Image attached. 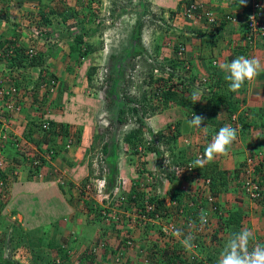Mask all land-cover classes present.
Here are the masks:
<instances>
[{
	"label": "rangeland",
	"instance_id": "rangeland-1",
	"mask_svg": "<svg viewBox=\"0 0 264 264\" xmlns=\"http://www.w3.org/2000/svg\"><path fill=\"white\" fill-rule=\"evenodd\" d=\"M180 1L0 0L2 40L8 43L9 34L12 33L11 37H13L16 31L17 45L23 52L32 46L40 55L46 54L42 72L40 68L26 69L24 62L19 64L17 61L18 70L16 71L19 73L20 89L30 90L26 91L24 108L13 116H4L6 124L0 128V133L12 131L17 134L16 137L24 148L23 151L28 152L29 155L34 154V149L37 150L40 147L42 153H45L48 146L61 149L60 143L64 142L62 137L55 138L56 141L53 142L37 140L40 136L34 129L45 119L59 126L67 124L72 136L70 137L71 149L59 151L55 156L56 162L50 161L36 173H33V169L26 165L23 153L18 151V147H14L15 143H6L5 150L0 149L1 157L4 159L3 169L6 171L0 172V182L10 184V182L22 180L24 176L28 182L26 186L19 184L17 196L14 195L12 205H7L11 201L10 198L1 202L0 264H58L57 260L63 259L58 249L69 252L70 261H65L63 264H79L80 254L92 256L96 264H119L120 261L112 257L111 253L114 249L118 253L121 251L123 245L120 244L117 233L121 232L120 234L124 235L126 229H135L136 239L140 235L145 236L147 242L144 244L143 251L147 252L145 256L151 260L147 262L148 264H172L170 259L175 257L173 253L177 254V251L185 256V250L179 244L180 242L175 243V235L163 234L160 229L163 225H150V227L147 225L144 230L141 228L138 230V227H133L132 222L130 225L124 223L123 213L125 212L121 208L115 207L110 210L109 207L115 204V199L119 200L116 197H121L120 195L110 196L112 200L110 206H107L105 202L102 203L110 211L107 215H110V218L114 216L113 221L110 223L107 219L100 218L99 222L98 212L101 208L97 200H94L91 190H82L85 192L82 197L79 196L81 190L74 187L73 195L68 194L66 198L61 197L59 188L67 181L72 187L82 182H85V185L92 183L90 179H94L96 174L100 175L98 173L101 171L98 165L99 159L96 156L99 157L103 146L107 145L113 156L109 153L103 158L106 167L108 166L111 171L107 170L105 174H117V179L123 188L118 187L119 191L116 193L122 194L129 189L137 192V189H140L138 192L141 195L144 193L141 191L148 188L149 179L146 174L152 173L148 171V168L150 170L153 167L148 166L150 162L147 163L144 158L152 156L155 159L154 167L156 163H159V158L148 150L135 155L125 143V136L137 126L139 121L143 124L146 135H152L156 131L163 132L162 146L159 149L161 157L169 154L171 158H173L172 155L180 157L181 161H186L189 157L192 159L198 154L203 155L219 129L228 122L231 123L228 113L214 114L215 103L211 91L214 92L216 89L213 88V84L212 87L203 85L206 83H204L206 76H203L205 72L201 67L198 66L196 69V66L192 64H186L184 69L181 65L174 68L170 66V60L184 61L178 60L181 57L178 54L179 46L188 48L192 43L197 46V39L203 46L202 43L208 41L207 38L196 33H190L189 19L177 10ZM212 3L218 8L221 4L220 1ZM207 4L210 5L209 2ZM185 6L183 4V7ZM233 18L235 20L230 23L237 24L239 17L233 16ZM200 27L199 25L197 28L199 33ZM139 31L140 38H137L136 34ZM77 35L82 36V53L72 52L70 49ZM190 38H193L194 42L188 41ZM187 53L189 52L185 51L183 56L187 57L190 54ZM194 54L195 59L197 57V63L200 64L205 55L200 56L197 52ZM7 65L6 61L0 59V75L7 70ZM192 67L195 68L193 73L197 75L196 80L187 85L185 90L178 88V92L182 93L179 95L191 99L192 105L188 104V107L176 105L173 100L167 105L160 103L156 96V88L167 89L169 86L180 85L184 76L193 74L186 73ZM91 69H95V72L91 80H88L87 75ZM8 72L7 70L5 73ZM169 76H172L170 81ZM39 83L43 84V88L34 99L32 92ZM226 87L224 91L227 94L229 87ZM144 90L155 97L152 99L150 96V104H148L154 106V111L143 113L140 110L138 114H128L127 122L119 125L116 121L119 109L135 107V102L141 99ZM194 91L200 93L195 102L192 100ZM238 93L233 100L237 102L238 110L246 115V109H242V94ZM219 106L224 107V104L221 103ZM192 114L204 117L201 129L189 125L188 121L192 119ZM84 124L90 126L92 129L89 130L90 133L88 130L82 133ZM176 125L180 128L179 133H177ZM204 127L211 130L209 136L208 130L206 132L202 130ZM29 129H33V134L35 132L36 134L28 135ZM241 132L242 130L239 129L236 140L232 143L233 146L238 142V138L244 137ZM36 143L40 144L37 146ZM236 145L242 147L240 144ZM72 157H74L73 160ZM247 158H251L255 169L259 167L264 169L257 153L250 152L245 157ZM90 159H93L94 173H90L88 169ZM101 165L103 167V164ZM242 166L243 164H240L238 169L230 170L229 173H235L236 177L228 181L224 193L222 192L228 196L225 198L227 201L223 200L227 203V208L230 204L244 208L246 225L257 224L264 221V206L258 205L264 200L263 198L251 200L245 194L242 185L246 182L249 173H245ZM11 169L17 176L13 174L9 179L10 174L7 173H10ZM242 169L243 172H241ZM40 173L42 177L38 176ZM133 173L136 175L134 179L131 176ZM125 175L128 180H131L130 183L125 181ZM139 177L141 180H138ZM182 178L180 182L174 180L171 186L176 188L184 185L181 184ZM197 178L199 177L195 176L194 179ZM204 180L203 178V181L197 183H204ZM3 186H0V193L3 191ZM47 194H51L52 201H48ZM139 197L141 200V196ZM144 200L146 201L145 196ZM43 203L52 207L44 209ZM6 206H9L7 210L4 209L7 208ZM190 212L192 213V210ZM128 213L135 214L132 211ZM221 213L223 219L230 217L227 211L222 210ZM235 225H238L235 227L238 229L239 223L235 222ZM243 227H245L244 223ZM178 231L181 233L180 237L184 239L190 235L184 230ZM48 242L52 243L53 248H48L46 245ZM154 247L161 253L159 259L150 258ZM130 248L127 249L126 254L131 251L130 253L134 255L137 250L141 251L135 245ZM154 253L157 252L154 251ZM37 255H40L39 259ZM180 260L176 257L175 264H181ZM144 261L145 258L140 262Z\"/></svg>",
	"mask_w": 264,
	"mask_h": 264
},
{
	"label": "crops",
	"instance_id": "crops-1",
	"mask_svg": "<svg viewBox=\"0 0 264 264\" xmlns=\"http://www.w3.org/2000/svg\"><path fill=\"white\" fill-rule=\"evenodd\" d=\"M213 1L214 2L220 1L221 2L220 7L218 8V6H215V4L212 3ZM250 1L251 0H245L244 4L250 3ZM203 2H206V4H207V2H209L210 5L207 4V7H210V9H213V10H217V12L220 15L225 16V15L233 14L234 16L239 17V22L237 24H232V23L226 22L224 29L220 33V38H219V40L215 46H211V43H208V45H207V42L210 41L209 39H207L208 41H205L202 43L203 46L200 45L201 41L199 39H197L198 40L197 46L194 43H192V45H191L192 47L187 46L188 48H185V51L189 52L190 54L187 53L189 55H187L186 58L191 61V64L196 66L195 67L196 69L198 66L201 67L203 72H205V73H203L204 74L203 76L209 77V79H208L209 81H211L210 79H213L215 81L221 77H222V79H224L225 73H224V71H222V65L224 63H230L233 59H235L239 56L246 57V56H248L247 55L248 52L251 53V58H256L259 61L260 66H261L258 75L253 80L249 81L248 83H245L244 88L241 92V94H242L241 98H243V100L241 102L242 103V109H246V115H243V117L245 116V118H246V120L244 121V122H246V126H244L243 127L244 129L242 130L244 137L241 139L238 138V142L236 144H240V145H242V147H240L236 144L234 146L232 145L229 147L226 155H217V157L215 156L213 161H211V162H214L215 164H217V167L219 170L225 171L227 173V175L229 174L231 179L234 180V176L236 177V174L235 173H229V172H231L230 170H234L235 168L238 169L240 164L245 160V157L247 156V154H250V152H254V153L258 154V156L261 160V164L264 167V39L258 40L256 43V46L251 51H245V49L243 47V38H242L241 30H240V23L242 20V11L244 10V5L241 6L240 0H203ZM220 9L223 10L222 13H220ZM199 23H197L195 20L189 21L188 26H189L190 33L192 32L193 34L196 33L198 35V32H197L198 26L200 25L201 26L200 28H203L202 23H200V24ZM11 34L12 33L9 34L10 37L8 38L9 39L8 42H11V43L17 45V42H18L17 36L18 35H16V31L13 33V35H12L13 37H11ZM203 34H204V31H203ZM4 38H7V37H4ZM204 38H206V36ZM0 40H2V34L1 33H0ZM201 40H202V38H201ZM188 41L194 42L193 38H190ZM24 42H25V40H24ZM2 43H7V42L2 40V41H0V44H2ZM193 45L195 47H193ZM194 52L199 53L200 56L205 55V57L203 58V61H200V64L197 63L198 62L197 57L195 59ZM201 52H202V54H201ZM23 65L27 67L26 69H34L32 67H28V64H26L25 62ZM27 79H28V76H27ZM237 94H239V93H236V95ZM213 111H214V114H217V113L220 114L222 112L229 113L227 108L221 107V106L219 108L214 106ZM77 127H79V126H77ZM87 130H88V133H90V131L92 129L90 128L89 125L84 124L82 133L86 132ZM207 130H208V128H207ZM254 130H256V131L254 132ZM209 131H211V130H208V136H209ZM83 136H85V135L83 134ZM3 150H5V146L3 147ZM243 152H245V153H243ZM73 158L74 157H72V160H73ZM144 160L147 163H148V161L150 162V163H148V166H153L152 167L153 169L151 168L149 170V168H148V171L151 172V171H154V170L159 168L158 163H156V165L154 167L155 159L152 156L146 157V158H144ZM56 161L57 160L55 159L54 161H52V163H54ZM131 176H132V179H134V177L136 175H135V173H133V175L131 174ZM131 176L129 175L130 179H131ZM21 177H22V174H21ZM197 177H199V176L197 175ZM64 179H65V177H64ZM124 179H125V181H129V183L131 182V180L127 179L126 175L124 176ZM201 179H203V178L199 177L196 180H194L193 178H192V180H190V178H189L186 181H182L181 184H184V186L180 185L178 187V189L179 190L185 189L186 192L190 193V194H192L196 191H199L203 197L206 195H209L210 191H209L208 186L203 182L197 183L198 181H203ZM67 180H68V177H67ZM138 180H141V177H139ZM138 180H135V182L140 183V181H138ZM67 182L65 183V185L68 184ZM27 183L28 182H27L26 176H24L22 178V180H20V181H14L12 183L10 182L9 185L11 188V193H10L11 201L9 203H7V205L10 206L13 204V201L15 198L14 195L17 196V190H18L19 184L26 186ZM43 183H44V181H43ZM172 183L173 182H170V184L167 186L166 196L163 197L165 204H167V203L170 204V201L168 200V198H169L168 194H171L175 189V188H173V186H171ZM199 184H200V186H199ZM185 186H187V187H185ZM134 189H136V187H134ZM138 190H140V189H138ZM145 190H147V189H145ZM141 192H144V193H141V195L143 196V194H144V196H145L146 192L144 190ZM72 193H74V192H72ZM223 193L213 195L212 197L216 198L215 203L218 204L221 211L222 210L227 211V213H229L230 217H228L227 219H223L221 217V215L212 213L210 210H208V216L210 219V223L212 225L211 230H213V232L206 234L207 236H204V235L201 236L202 237L201 239L205 240L206 243L200 242L199 239H196V240L193 239L191 241V247H186L183 244L184 238L177 236V235L175 236V238H176L175 243L178 244V241L180 242L179 244L185 250V256L188 258L189 262H193V263L199 262L200 264H218L219 254H220L224 244L228 240V238L231 236L232 233L238 232L242 229H248V230H251L253 232L254 237H255L254 241L252 242L253 244L254 243L264 244V221H260V223H257V224L251 223L250 225L249 224L246 225V223H245L246 212H245L244 208L238 207V206L232 205V204H230L229 207L227 208V203H225L224 200L227 201V199H225V198H227L228 196L223 194ZM139 194H140V192H139ZM60 195H61V197H66V198L68 196L65 192H63L61 190H60ZM48 196H49L48 201L49 202L52 201L51 194L50 195L47 194V197ZM183 197H182V199H183ZM182 199H181L182 203L180 202V206H182L184 204ZM60 200L63 201L64 199H60ZM256 203H258V202H256ZM263 203L259 202L258 205L264 206ZM51 204H52V202H51ZM8 207L4 208V209L7 210ZM51 207H52V205L43 203L44 209L45 208H51ZM199 215H200V212L198 211V209H197V211L192 210V213L190 212V210L186 209L185 214L183 213V218L187 219L188 217H195L197 219L199 217ZM230 218H231V220H230ZM251 220L253 221V219H251ZM179 221H180V219H179ZM235 222L239 223L238 229L235 228L236 226H238V225H235ZM243 223L245 224V227H243ZM133 226L137 227V225H133ZM129 228H131V227H129ZM134 230H133V234H131L132 235L131 237H134L132 239L134 240L135 247L140 248L141 251L137 250V252H136L137 257H136V253H134V255H133L130 253L131 251H129V253H127L120 260L119 264L125 263L127 261H129L130 264H148L147 262L151 261L148 258V256L147 257L145 256V254H147V252L143 251V247L145 246L144 244L147 242L145 236L140 235L136 239L135 236H137V235H135ZM158 241H160V240L158 239ZM177 254H178V256H177L178 259H181L179 251H177ZM177 254L174 253L173 255H177ZM139 257H141L142 259ZM143 258H145V261L143 263H141L140 261L143 260ZM138 262H140V263H138ZM181 264H185V261H183V263H181Z\"/></svg>",
	"mask_w": 264,
	"mask_h": 264
},
{
	"label": "trees",
	"instance_id": "trees-1",
	"mask_svg": "<svg viewBox=\"0 0 264 264\" xmlns=\"http://www.w3.org/2000/svg\"><path fill=\"white\" fill-rule=\"evenodd\" d=\"M88 1L89 2H93L95 0H88ZM183 4L186 5V6L187 5H192V8L189 11H190L191 15H193V18L190 19V18H188V16H186V18L189 19V21L190 20H195L197 23L200 22V23H202L203 28L205 27L207 30H210L211 33L213 34V36L207 35L206 37H207V39L210 40L209 43H211V46H215L216 43L218 42L219 38H220V33L224 29L226 22L230 23L231 22L230 18L233 17L234 15L233 14H231V15L229 14V15H225V16L220 15L217 12V10L210 9V7H207L206 3H204L203 1H199V0H181L179 6L177 8L178 13L182 11ZM250 6H251L250 3H245L244 4V10H243V13H242L243 21L240 23V30H241V34L242 35L243 34L245 35L249 31L248 23L246 22V18L245 17L247 15V12L251 8ZM69 11L72 12V10H69ZM222 11L223 10L220 9V13H222ZM202 18H205L206 21L202 20ZM210 18L212 19L211 20L212 22H210ZM203 28L200 29V33H199V31H197L198 35L201 36V37H205V35H206V33H205L206 29L205 28L203 29ZM203 31H204V34H203ZM136 35H137L136 36L137 38H140V31ZM82 44H83L82 36L77 35L75 40H74L73 45L70 47L71 51L72 52H77V53H82V51H81V45ZM180 50H182L181 54H180L181 57H179L178 60H184V61H177V59L170 60V66L172 68H174L175 66L181 65L182 68L184 69L186 64H188V65L190 64L191 65V61L190 60H186L185 59L186 57L183 56L184 53H185V48H182V46H179L178 47V54H179ZM22 52H23L22 49H18L17 50L16 61H18L19 64L22 63V62H25V63L28 62L27 58L22 54ZM45 57H46V54L45 55L44 54L40 55V53L36 52V54L33 55L29 59L28 67H32L34 69L35 68H38V69L40 68V72H42L41 68H43V63H44ZM193 70L195 72V68L192 67V69H189V72H186V73L187 74H191V73H193ZM94 72H95V69H91L90 70V72L87 75L88 80H91L92 76L94 75ZM150 78L152 79V76ZM168 78H169L168 80L170 81L172 76H169ZM196 78H197V75L195 73H193L192 75L184 76V79L181 81L180 85L171 86L173 88H171L169 86L167 89H164V88L163 89H159L160 87L159 88L157 87L156 88L157 89L156 96L158 97V100L160 101V103H162V104L164 103V105H167L171 100H173V102L176 103V105L178 104L180 106L188 107V104L192 105L191 99H188L186 97H182V96L179 95L181 92H178V88H182L184 90L187 89L186 86L192 84L196 80ZM208 79H209V77H206V79H204V83L205 82L206 83L203 84V85L211 86L213 84L212 85L213 88L216 89L214 92L211 91L213 93L212 98L214 99L215 107L219 108L220 107L219 104L223 103L224 107L227 108L229 113L237 112L238 105H237V102L233 100L234 99L233 97L236 95V93H233V92L229 91L226 94L225 91H224L226 85H228L227 87H229V82L225 81L224 79H222V77L218 78L215 81L213 79H210L211 81H209ZM243 88H244V86L240 89V91H239L240 93L242 92ZM38 89L39 88L37 86V88L34 89V91L32 92L34 99L37 98ZM227 89L229 90V88H227ZM150 96L153 99L154 96L151 95V94H148L147 91L144 90V92L141 95V99L135 102V104H136L135 107H132L130 109H119L118 116H117V119H116L117 123L119 125L124 124L128 120V114L135 115V114H138V112H140V110H142L143 113H144V111H147V112L148 111L149 112L150 111H154V106L148 105V104H150V102H149ZM245 120H246L245 116L243 117L242 115H240V122L243 125V127L246 126V122H244ZM44 122H47L50 125L49 130L47 132H44V138H45V135H46V140L47 141L53 142V141H56L57 137H62V139H64V142H65V139H68V138L72 137L71 133L68 130V125L67 124H61L59 126V125L55 124L54 122H51L48 119H45ZM176 127H177V129H176L177 133H179L180 128H179L178 125H176ZM168 130H169V128H168ZM144 133H145V128H144L143 124L139 121L137 126L134 127L128 133L127 136H125L124 141H125V143H127L129 145V147L132 149V151L134 152L135 155H137V153L139 152V149H141L142 151H144V150L152 151L156 155V157L159 158L158 166H159V168H161L162 167L161 153H160L158 147L155 144V140L159 141L162 138V133L163 132L159 131L158 132L159 134L157 136H153L151 141L144 140L145 139L144 138ZM27 134L28 135H32L33 134V129H29V132ZM168 138L169 137L167 136V140H168ZM64 142H63L62 145L59 146L61 149H55V146L51 147L53 149V153H54V156L52 157V160H54L55 156L57 155V153L59 151H66L64 149ZM108 151H109L108 146L104 145L103 148H102L101 153L104 155V157L105 156L107 157V155L109 153H110V156H113V153H111V151H109V152ZM92 160L93 159H90V161L88 163V169H89L90 173H94L93 172V167H92L93 166ZM105 161H107V159H105ZM173 161L176 164L175 159H173ZM98 162H99L98 165H100V170L101 171L99 172L100 175L96 174V177L94 179H100V176L102 175V171H105L106 169L109 170L108 166L106 167V163H104L103 159H99ZM101 164H103V167H102ZM91 168H92V170H90ZM35 170H36L35 172H38V168L35 169ZM40 170L41 169H39V172H40ZM193 171L195 172V175H198L199 177L208 180V182H209L208 185H209V190H210L211 195H217V194L222 193V192L225 191V189L227 187V183H228V177H227L225 172L220 171L218 169L216 164H214V163H206L202 168L193 169ZM106 176L108 177V183H109V186L111 187L112 184H113V179L115 180L117 178V174H113L112 175L111 173H109ZM192 177H193V175L189 174V176L186 177V178L189 179V178H192ZM84 183L85 182H82V183H80V185L78 184L77 186L73 185V187H72V185H69V184H66V185H64V184L60 185L59 184L60 185L59 188H60L61 191L65 192L68 195V194H72L74 187L82 191L84 189V185H85ZM109 190H111V189H109ZM82 193H83V195H82ZM84 194H85V192H81V194L79 196L83 197ZM133 195L136 196L137 209H142V213H146L147 212L148 214H150V216H154L155 213H158L159 211H162L161 214L159 215L160 216L159 218H160V221H163L164 212L169 211V208L167 207V205H165L163 198L156 197V198H158V200L155 202V197H153L151 195V196H149L146 199L149 204H152V210H150V213H149V210L146 211V209L142 205V202L145 201V200L143 201L144 194L142 196V195H140L137 192L131 191V193L128 195L125 203L129 204V203L134 202L133 198H132ZM139 196H141V200H140ZM168 196H169L170 202H175V203L179 204V206H180V202H181V199L184 196V194L182 193V190H179L178 187H176L171 194H168ZM85 204H86V202H85ZM96 208H94V209H96ZM126 208L128 209L129 207H126ZM158 209H159V211H157ZM90 210L92 211V208ZM101 218H102V216H101ZM98 219L100 220V212H98ZM230 220H231V218H230ZM160 229H161V227H160ZM120 233L119 234L117 233V237L120 238L119 241H120V244L122 243L121 245H123V247H122V249H121V251L119 253L115 249L111 253L113 255L112 257L116 258V260H118V261H120L126 255L127 249H131L130 247L134 246V240L131 237L132 236L131 234H133V230L126 229V231L124 232V235H122ZM128 241L131 242V244H132L131 246L127 245ZM46 245L48 246V248L49 247L53 248V245L50 242H48ZM14 247L16 248V244L15 243H14ZM155 247H156V245H155ZM155 247H154L153 252H151L152 253V255L150 257L151 259H154V258H158L159 259L161 257V253H160L159 249L156 250ZM11 248H13V247L11 246ZM54 248L57 249L58 247H54ZM58 250L62 254L61 256L63 258L62 261L57 260L58 264H63L65 261H68V260L70 261V256H69V252L68 251H65L64 249H58ZM154 251H156L157 253H154ZM169 252H170V250H169ZM90 253L92 255V251L91 250H90ZM158 253H160V255ZM176 257H177V255H175V257H173L172 259H170L172 264H175V258ZM37 258L39 259L40 255H37ZM78 258H79V264H96L93 261V257L92 256H88V255L85 256L83 254H80L78 256ZM179 262L183 263L182 260H180ZM123 264H130V263H129V261H127V262H125ZM195 264H200V263L196 262Z\"/></svg>",
	"mask_w": 264,
	"mask_h": 264
},
{
	"label": "clouds",
	"instance_id": "clouds-1",
	"mask_svg": "<svg viewBox=\"0 0 264 264\" xmlns=\"http://www.w3.org/2000/svg\"><path fill=\"white\" fill-rule=\"evenodd\" d=\"M253 1L254 0L250 1V5H251V3ZM262 1H264V0H262ZM244 2H245V0H240L241 6L244 5ZM242 13H243V11H242ZM242 21H243V17H242L241 22ZM242 38H243V47H244L245 51H251L256 46L257 40L264 39V37L257 38V40H255V42H254L253 47L249 48V47L245 46L246 43H245V39H244L243 35H242ZM3 44H5V43H3ZM7 44H10L14 48H16V54H17V50L21 49V47L19 45H15V44H13L11 42H8ZM2 46L3 45H0V47H2ZM247 55L248 56H246V57L239 56V57L233 59L230 63H224L222 65V71H224V73H225L224 79L229 82V91L230 92L238 93L240 91V89L245 85V83H248L249 81L253 80L259 73V70H260V67H261L259 61L256 58H251V53L250 52H248ZM15 63H17L16 59H15ZM199 94H200L199 91H194L192 93V100L194 102L197 101V98H198ZM22 108H23V106H22ZM192 115H193L192 119L190 121H188L189 125L190 126H195V127L201 129V125L204 123V117L199 116V115H195V114H192ZM240 115L243 116L241 110H237V112H235V113H228V119L231 120V123L228 122L225 126H223V127H221L219 129V131L213 137L212 142L205 149L204 154L203 155L202 154H198V155H201V157H198V155H196V157H193L192 159L189 157L186 161H181L180 157L174 156L172 154L171 155H172L173 158H171L169 154L162 155V157H161L162 167L158 168V169H156L154 171H151L152 172L151 174H149V173L146 174L148 179L151 178V182H149L148 185H147V187H148L147 190H144L146 192V194H145L146 199L149 196L152 195L153 197H155V202H156L158 200V198H156V197L163 198L164 196H166L167 186L170 184V182H173L174 180L175 181L176 180L180 181V179L182 177H185V178L188 177L189 174L186 172V163L192 161L190 167L193 168V169H199V168H202L206 163H211V161L214 159L215 156H217V155H226L227 152H228L229 147L236 140V136H237L238 130L239 129L243 130V125L240 122ZM233 116H236V120L232 119ZM34 130H36V132H38V134L40 136L37 140H41V141L46 140V135H45V138H44V133H42V131L40 132L39 125H37V127ZM202 130L206 132L207 131V127H204ZM36 132L34 134H32V135H35ZM158 132L159 131H156L152 135L144 134V138H145L144 140L151 141L153 136H157L159 134ZM9 135H10V137H12L13 141L9 140L7 143H9V142L15 143L14 147H16V148L18 147V151L23 153V158L26 160V157L24 155L25 152L21 151V150H24V148L21 147V143L18 141V138L16 137L17 134L13 133L12 131H9ZM69 139H71V138H69ZM162 139H163V136H162V138L159 141L155 140V144L158 147V149H160V146H162V141H163ZM41 141H39V142L41 143ZM39 144H37V146ZM62 144H63V141H61L60 145H62ZM40 149H41V147H40ZM40 149H37V150L34 149L35 150L34 154H31V155L28 154L29 159L30 160L36 159V157H38V153L44 155V154L48 153L51 150L53 151V149L50 146H48L46 148L45 153H42L40 151ZM141 151H139V152H141ZM100 155L102 156L101 152H100ZM103 158H104V155L102 156V159ZM173 159H175L176 164L173 161ZM50 161L51 162L53 161L52 158L49 159V160L41 158L42 164H41L40 167H38V171L43 166H45V164H47V163L49 164ZM241 164H243L242 168L245 169V171H244L245 173L248 172L250 174L252 172L253 174L256 175L257 173H259L261 171L264 172L263 168L259 167L258 169H255L251 158L245 159V161H243V163H241ZM26 165H28L27 164V160H26ZM28 166H29V168L33 169V173H36L35 169H37V167L31 166V165H28ZM243 169H242L241 172H243ZM220 171H222V170H220ZM12 172H13V169H11L10 173H7V174H10L9 179L13 175ZM105 172L107 173V169L105 171H102V175L105 176V180H106L105 181V183H106V192H109L110 191L109 189H112V187L114 186L115 182L117 180H119V179H117V178L115 180L113 179V184L110 187L109 183H108V177H106ZM223 172H225V171H223ZM102 175L100 176V179H101ZM191 175H193V177H192L193 179L195 178V176H197V175H195L194 171H193V174H191ZM226 175H227V173H226ZM157 176H160V178L162 179V183H163V184L162 183L159 184L160 185V190H161L160 193H157V189H158V184L157 183H159V182H157ZM227 177H228V181H229L231 179L230 175H227ZM185 178H182V181H184ZM192 178H190V179H192ZM234 178H235V176H234ZM205 180L207 181V179H205ZM124 184H125V182H124ZM3 185H4L3 189H5L6 187L8 189V190L6 189V197H8V198L1 199V197H0V204H1V202L7 201L10 198V193H11V188H10L9 183H4ZM181 186H184V185H181ZM185 187H187V186H185ZM208 188H209V185H208ZM131 191L132 190L130 189V191L129 190L125 191L126 193L125 192H122V194H118L117 193L116 196L120 195L121 197H116L119 200L115 199V201H114L115 204L112 205V207H109V208H110V210L114 209L115 207L121 208V210L123 212H125V213H123V215L125 216V220L127 219L126 218V214H130V213H128L129 211H132L133 213H135V214H131L130 217L132 219H130V217H129L128 218L129 221L124 222V223L126 225H130V222H132L133 225H137L138 230H139V228H141V223H139L138 219L136 218V213H138L139 210H141V214H142V209H137L136 196L133 195V197H132L134 202L129 203V204L125 203L128 195L131 193ZM80 192H82V191H80ZM128 192H130V193H128ZM182 192L184 193V197L182 199L183 202H184L185 196H187L189 194L186 192L185 189H183ZM137 193H139L138 189H137ZM245 194L247 195L246 192H245ZM93 195H94L93 196L94 200L95 201L97 200L96 202L98 203V205L101 208L100 211H99L100 212V218L102 216V218L104 220L107 219V221L111 223L113 221V219H114V216L110 218V215L109 216L107 215V212H110V211L107 210L106 207H104L102 205V203L105 202L107 206H110L112 200H110V197H109V199L107 201L106 199H103V197L98 196V194L96 192V189L93 190ZM210 195H211V193H210ZM110 196H113V195L111 194ZM211 196H213V195H211ZM262 198L264 199V191L262 192L260 198H258V199H251L250 198V199L251 200H259V199H262ZM168 200L170 201L169 198H168ZM214 201L216 202V198H214ZM215 202H214V205L216 207H219L218 204H216ZM146 203H148L147 200L142 202V205H143L144 208H145V204ZM165 205H167V207L169 208V211H170L171 208L169 206V203H167ZM126 207H129V208L127 209ZM180 207L184 208V211H186V209H188V208H186V206L184 204L182 206H180ZM188 210H196L197 211V208L194 207V208L188 209ZM157 211H159V209ZM169 211H167V213L166 212H164V213L168 214ZM161 212L162 211H159L158 213H155V214L157 216H159L161 214ZM143 214H146V216L148 217L149 221L146 222L147 224L145 225L144 228H141L142 230H144L147 227V225H148V227H150V225L151 226H153V225H160V226L163 225L161 223L160 219H157L155 217V215L154 216H150V214H148L147 212L143 213ZM215 214L221 215L222 214L221 213V209L219 208V212L215 213ZM164 218H165V216H163V221H162L163 223H164ZM169 218H170V216H169ZM99 222H100V220H99ZM200 222L201 223H206L205 214L203 212H201V214H200ZM121 223H123V221ZM133 227H135V226H133ZM176 235L180 236L181 233L179 231H177ZM205 236H207V235H205ZM201 238L202 237L199 238V241L202 242V243H205L206 241L204 240L205 241L204 242L203 239L201 240ZM254 239H255V237H254L253 232L251 230H248V229H242V230H240L238 232L232 233L231 236L226 241V243L224 244V246H223V248H222V250H221V252L219 254L218 264H264V244H260V243H254L253 244L252 242L254 241ZM192 240H193V237L191 235H189L187 238H185L183 240V244L186 247H191V241ZM180 256H181V259L183 261H185V264H189V263H187V262H189V260H188V258L186 256H182L181 253H180Z\"/></svg>",
	"mask_w": 264,
	"mask_h": 264
},
{
	"label": "built area",
	"instance_id": "built-area-1",
	"mask_svg": "<svg viewBox=\"0 0 264 264\" xmlns=\"http://www.w3.org/2000/svg\"><path fill=\"white\" fill-rule=\"evenodd\" d=\"M250 10L247 12L246 15V22L248 23V28L249 31L243 36L245 38V46L251 48L254 45V42L257 38H262L264 37V1L262 0H254L251 3ZM192 8V5H187L185 7H182V11L180 13L183 14L184 17L188 16V18L192 19L193 15L190 13V9ZM202 20H205V18H202ZM212 19L210 18V22ZM231 21H234L235 19L232 17L230 18ZM206 29V28H205ZM206 36L210 35L213 36L210 30L206 29ZM209 33V34H208ZM36 34V32L34 33ZM181 51L179 52V55L181 54ZM26 58L27 61L26 63H29V59L36 54V51L34 47L30 46L25 49V51L22 53ZM17 58L16 54V48H14L10 44L3 45L0 47V59H3V61H6L7 65V70L9 71L8 73H5L7 70H4L1 75H0V128L3 127L5 123V115L8 116H13L17 112H20L22 110V106H24V101H25V94L26 91L20 89L19 85V73L16 71L18 70V67L15 63V59ZM5 67V66H4ZM6 68V67H5ZM38 92L40 91L41 88H43V84L39 83L38 85ZM30 89H28L29 91ZM27 91V92H28ZM42 98V96H41ZM233 120H236V116L232 117ZM39 129L40 132L42 133L47 132L49 130V123L47 122H41L39 124ZM13 141L12 137H10L9 132L2 131L0 133V149L5 146V144L8 141ZM72 147V140L71 139H65L64 142V149L69 151ZM24 152L23 150H21ZM141 151V149H139ZM100 154V153H99ZM27 164L34 166V167H40L42 162V159H51L54 156L53 151H49L48 153L42 155L38 153V157L36 159L30 160L28 157V153H24ZM99 159H102V156L99 155L96 156ZM198 157H201V155H198ZM192 161L186 163V172L188 174H193V168L190 167ZM4 165V159L1 157V151H0V172L5 171L3 169ZM17 175L16 173H13ZM38 176H41V173L38 174ZM92 183H89L84 186L83 191H88L91 190L93 193V190L96 189V192L98 196L103 197V199H106L108 201L110 195L116 196L119 191L118 187L122 188L120 186V181L117 180L112 187V189L109 192H106V183H105V176L102 175L101 179H90ZM149 182H151V178H149ZM157 183L158 184V189L157 193H160V185L162 183V179L160 176H157ZM204 183L208 186L209 182L204 181ZM4 183L0 182V186L2 187ZM163 184V183H162ZM242 188L245 190L249 198L251 199H258L261 197L262 192L264 191V172L261 171L257 173L256 175L253 174L252 172L249 174L248 178L246 179V182L242 185ZM6 189H3V191L0 194L1 199L6 198ZM123 189V188H122ZM8 190V189H7ZM189 195L185 196L184 198V205L188 209H192L196 207L198 211L203 212L205 214L206 218V223H201L200 222V215L199 217L193 218V217H188L187 219L183 218V213L185 214L184 208L180 207L177 203L175 202H170V211L168 214L164 213L163 216L164 218V224L161 228L162 232L166 236H170L171 234L176 235V232L178 230H184L187 233H189L194 240L199 239L201 236H205L208 233H212L213 230H211V223L210 219L208 216V210H210L212 213H218L219 212V207H216L214 205V198L209 194L206 196H202L199 191H196L192 194L188 193ZM133 205V204H132ZM146 210H152V204L146 203L145 204ZM154 209V208H153ZM131 216V214H126V220L124 222L129 221L128 218ZM169 216L171 218H169ZM155 217L157 219H160V216H157L155 214ZM136 218L138 219L139 223H141V228H144L145 225L147 224L146 222L149 221L148 217L146 214H141V210H139L138 213H136ZM180 219V221H179ZM122 220V219H121ZM122 222V221H121ZM127 245L131 246V242L128 241ZM189 264H195L193 262H188Z\"/></svg>",
	"mask_w": 264,
	"mask_h": 264
}]
</instances>
